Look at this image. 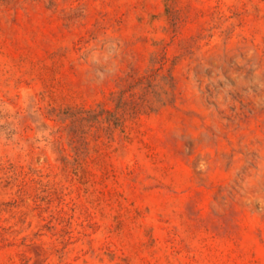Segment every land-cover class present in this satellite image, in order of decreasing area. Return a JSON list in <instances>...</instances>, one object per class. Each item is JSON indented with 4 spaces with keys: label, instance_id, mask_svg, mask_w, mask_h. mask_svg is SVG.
Wrapping results in <instances>:
<instances>
[{
    "label": "rangeland",
    "instance_id": "374dc122",
    "mask_svg": "<svg viewBox=\"0 0 264 264\" xmlns=\"http://www.w3.org/2000/svg\"><path fill=\"white\" fill-rule=\"evenodd\" d=\"M0 264H264V0H0Z\"/></svg>",
    "mask_w": 264,
    "mask_h": 264
}]
</instances>
